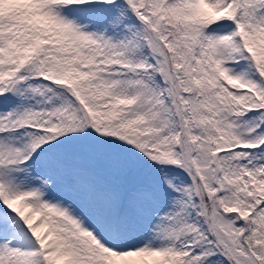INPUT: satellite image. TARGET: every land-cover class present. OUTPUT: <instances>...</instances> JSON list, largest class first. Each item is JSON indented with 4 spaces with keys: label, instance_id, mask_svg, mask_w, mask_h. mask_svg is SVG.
<instances>
[{
    "label": "rangeland",
    "instance_id": "374dc122",
    "mask_svg": "<svg viewBox=\"0 0 264 264\" xmlns=\"http://www.w3.org/2000/svg\"><path fill=\"white\" fill-rule=\"evenodd\" d=\"M168 15L199 87L179 108ZM263 138L264 0H0V264H254Z\"/></svg>",
    "mask_w": 264,
    "mask_h": 264
},
{
    "label": "trees",
    "instance_id": "16d2710c",
    "mask_svg": "<svg viewBox=\"0 0 264 264\" xmlns=\"http://www.w3.org/2000/svg\"><path fill=\"white\" fill-rule=\"evenodd\" d=\"M204 197L206 198V196H204ZM207 205H208V207L207 206L206 207L209 209L211 206H209V204H207ZM243 217H244L243 220H244V227H245L243 230V233L248 234V233L254 231V229L252 228V224L250 223V221L254 220L251 218V215H249L248 217L246 215H244ZM254 233H255V235L258 236V239L260 240V242H259L260 247H261V249H263V254L261 256V262L260 263L264 264V226L261 225L259 228V231H255Z\"/></svg>",
    "mask_w": 264,
    "mask_h": 264
}]
</instances>
